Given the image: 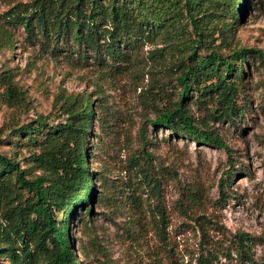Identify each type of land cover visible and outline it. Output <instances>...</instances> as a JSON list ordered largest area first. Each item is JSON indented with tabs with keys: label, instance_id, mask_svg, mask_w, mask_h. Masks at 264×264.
<instances>
[{
	"label": "rangeland",
	"instance_id": "374dc122",
	"mask_svg": "<svg viewBox=\"0 0 264 264\" xmlns=\"http://www.w3.org/2000/svg\"><path fill=\"white\" fill-rule=\"evenodd\" d=\"M27 1L0 0V152L17 158L20 167L27 166L32 147L22 145V140L9 143L8 129L38 115L47 123L59 121V103L68 93L82 92L92 100L87 143L94 193L85 204L92 206L89 216L99 244L92 245L81 234L79 219L88 217L83 206L71 221V242L81 264H195L191 254L198 251L201 239L187 217L194 214L216 222L218 228L206 230L226 244L235 232H248L253 237L252 257L264 262V57L251 52L254 56L243 61L237 99L242 112L231 120L206 117L227 151L149 121L155 105L174 100L179 92L173 53L165 46L158 54L152 50L162 44L159 35L154 43L136 45L130 65L109 73L93 55L67 61L75 54L64 51L60 43L51 53L39 40L29 41L20 25L5 21V10ZM6 34L9 43L3 44ZM239 47L264 52V0H245L229 40L219 43L218 50L230 54ZM3 73L16 86L10 97ZM189 91L191 115H203L194 102L196 92ZM225 172L232 178L219 190L217 183ZM107 180L123 188L117 196L108 195ZM156 205L178 243L172 246L179 250L171 258L161 251L152 225ZM218 260L223 261L222 255Z\"/></svg>",
	"mask_w": 264,
	"mask_h": 264
},
{
	"label": "trees",
	"instance_id": "16d2710c",
	"mask_svg": "<svg viewBox=\"0 0 264 264\" xmlns=\"http://www.w3.org/2000/svg\"><path fill=\"white\" fill-rule=\"evenodd\" d=\"M244 7L245 0H29L13 4L4 13L5 21L20 25L29 41L39 40L51 53H56L60 43L64 51L75 54L67 61L93 55L109 73L130 65L136 45L154 43L159 35L162 44L152 50L158 54L165 46L173 53L179 66L175 77L179 92L174 100L155 105L149 121L228 151L206 117L231 120L242 112L237 99L242 91L243 61L254 56L251 52L264 57L260 49L250 47L233 49L230 54L218 50L219 43L229 40ZM2 38L3 44L9 43L7 34ZM2 76L10 97L16 86L9 74ZM189 89L197 94L194 102L203 110L201 116L189 111L187 103L193 99ZM93 108L85 93H68L59 103L63 115L59 121L47 123L38 115L8 129L9 143L22 140V145L32 148L25 167L14 156L0 152V264H81L71 242V221L83 206L88 217L79 219L81 234L92 245L99 244L89 216L92 206L85 204L94 193L87 143ZM225 173L217 183L219 190L232 178ZM107 182L111 197L123 189L112 180ZM128 194L136 198L133 192ZM153 213L158 245L171 258L179 250L177 240L163 222L162 208L156 205ZM187 217L201 239L200 248L191 254L195 264H264L252 257L253 237L248 232H235L226 244L206 230L218 228L216 222L209 223L200 214Z\"/></svg>",
	"mask_w": 264,
	"mask_h": 264
}]
</instances>
